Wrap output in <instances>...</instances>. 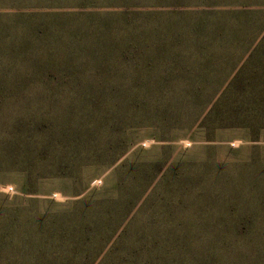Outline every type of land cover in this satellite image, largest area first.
Returning <instances> with one entry per match:
<instances>
[{"label":"trees","instance_id":"16d2710c","mask_svg":"<svg viewBox=\"0 0 264 264\" xmlns=\"http://www.w3.org/2000/svg\"><path fill=\"white\" fill-rule=\"evenodd\" d=\"M92 1L81 0L80 5ZM102 1L124 10L114 19L119 25L104 24L100 29L104 30L89 40L75 15H7L22 24L19 46L10 48L9 55L32 59L31 70L19 78L14 94L27 95L29 104L47 101L51 113L31 111L17 116L4 129L11 140L2 143L17 156L12 162L22 163L27 170L23 189L27 194L36 193L30 169L38 165L51 176L70 180V190L61 193L72 199L61 204L64 210L53 214L65 218L60 228L68 234L70 247L90 242L88 233L95 235L98 245L90 263L69 259L62 264H95L107 247L124 241L136 214L156 196L158 188L174 190L166 160L129 163L127 156L137 143L130 137L132 132L151 129L150 138L164 143L173 141L175 136L170 133L181 125L202 132L207 142H215L218 132H240L237 137L252 143L253 161L257 151L264 149L260 144L264 134V22L255 28L256 13L250 6L210 7L196 15L191 32L185 35L173 20L183 11L147 13L131 9L149 5L141 0ZM42 53L44 61L39 60ZM3 86L0 77V133ZM109 168L119 175L112 196L83 195L93 177L84 178L83 170ZM122 176L130 178V183ZM261 187L257 181L264 207ZM221 203L224 209L231 202ZM85 207L89 210L83 211ZM231 207L207 225L219 224L236 235L256 230L260 215ZM55 218L53 224H57ZM7 234L12 232L7 230ZM216 252L212 248L199 264H223ZM253 255L255 264H264L263 251L255 249Z\"/></svg>","mask_w":264,"mask_h":264},{"label":"rangeland","instance_id":"374dc122","mask_svg":"<svg viewBox=\"0 0 264 264\" xmlns=\"http://www.w3.org/2000/svg\"><path fill=\"white\" fill-rule=\"evenodd\" d=\"M141 1L149 5L131 9L147 13L183 11L173 20L185 35L191 32L189 28L196 15L210 7L234 10L240 5H248L256 13L253 19L255 28L258 29L264 22V0ZM172 2L181 5L173 7L170 5ZM106 3L94 0L81 6V0H0V77L6 91L1 104L0 264H62L69 259L90 263L98 248L93 233L87 234L90 242L79 245V248L70 247L66 242L68 234L60 228L65 218L53 214L64 210L61 204L72 199L61 193L70 190V180L51 176L43 165L41 168L38 165L30 169L36 193L27 194L23 191L28 178L27 170L22 163L12 162L17 160V156L5 150L2 143L3 140H11V134L4 129L17 116L22 117L31 111H35L36 115L47 111L51 113L47 101L29 104L27 95L19 98L14 94L19 78L31 70L32 59L9 55L10 48L19 46L22 24L7 15H75V20L84 30V38L89 40L90 37H97L95 33L104 24L119 25L114 19L124 7L108 6ZM161 22H165L164 18ZM45 58L44 53L39 56L40 61ZM150 134L151 129L144 128L131 133L130 137L137 143L131 147L127 159L130 164L166 160L168 177L174 185L171 190H174L169 192L165 186L158 188L156 196L136 214L124 241L113 248L107 247L95 264H199L214 247L223 264H255L254 250L264 252V207L257 188L259 181L264 192V149L257 151L253 161L252 143L237 137L240 132H218L215 142L205 141L202 132L195 128L188 130L184 125L171 131V136L175 138L170 143L158 142L150 138ZM262 140L260 144L264 147V134ZM165 145L170 148H163ZM234 149L238 151L233 152ZM83 176H93L83 195L100 197L112 196L119 175L114 173V168H109L84 169ZM122 178L130 183V178ZM225 199L231 203L222 209L221 202ZM232 205L243 214L247 211L250 215H260L258 218L261 220L255 227L257 231L236 235L233 230H225L219 224L207 225V221L214 220L216 214L227 213ZM88 210L83 208V211ZM53 217H56L57 224L52 223ZM7 230L12 234L8 235Z\"/></svg>","mask_w":264,"mask_h":264}]
</instances>
